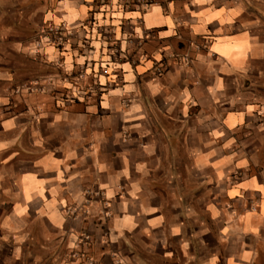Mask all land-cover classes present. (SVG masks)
<instances>
[{
  "label": "crops",
  "instance_id": "0c3cea01",
  "mask_svg": "<svg viewBox=\"0 0 264 264\" xmlns=\"http://www.w3.org/2000/svg\"><path fill=\"white\" fill-rule=\"evenodd\" d=\"M0 264H264V0H0Z\"/></svg>",
  "mask_w": 264,
  "mask_h": 264
},
{
  "label": "built area",
  "instance_id": "2783aa9c",
  "mask_svg": "<svg viewBox=\"0 0 264 264\" xmlns=\"http://www.w3.org/2000/svg\"><path fill=\"white\" fill-rule=\"evenodd\" d=\"M145 6L148 5L147 2L143 3ZM47 34L49 35L51 41L53 42L54 45H56L57 47L59 45H61V43L64 40V32H63V28L61 26H52L49 27L47 30ZM114 54H118L120 52L119 47H114L113 49Z\"/></svg>",
  "mask_w": 264,
  "mask_h": 264
},
{
  "label": "rangeland",
  "instance_id": "374dc122",
  "mask_svg": "<svg viewBox=\"0 0 264 264\" xmlns=\"http://www.w3.org/2000/svg\"><path fill=\"white\" fill-rule=\"evenodd\" d=\"M24 86H27V84H24Z\"/></svg>",
  "mask_w": 264,
  "mask_h": 264
}]
</instances>
